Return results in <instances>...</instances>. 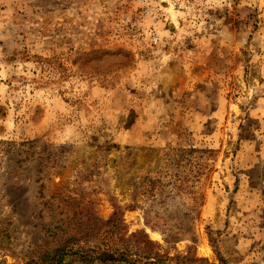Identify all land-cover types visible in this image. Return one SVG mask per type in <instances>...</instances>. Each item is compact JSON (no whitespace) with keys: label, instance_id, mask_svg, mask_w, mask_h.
Wrapping results in <instances>:
<instances>
[{"label":"rangeland","instance_id":"374dc122","mask_svg":"<svg viewBox=\"0 0 264 264\" xmlns=\"http://www.w3.org/2000/svg\"><path fill=\"white\" fill-rule=\"evenodd\" d=\"M0 5V264L34 257L80 192L105 219L137 203L130 231L171 255L264 264V0ZM151 178L165 202L139 194Z\"/></svg>","mask_w":264,"mask_h":264},{"label":"trees","instance_id":"16d2710c","mask_svg":"<svg viewBox=\"0 0 264 264\" xmlns=\"http://www.w3.org/2000/svg\"><path fill=\"white\" fill-rule=\"evenodd\" d=\"M180 152L183 155L197 153L198 158L203 161V166L216 153L214 149L207 148H186L180 149ZM179 173L180 171L178 175L175 174L174 194L193 193L183 184L189 181L188 177ZM202 174L204 171L197 172L198 180ZM147 186L148 188H144L139 194L152 201L159 198L163 202L166 201L168 192L159 179L151 178ZM89 194L80 192L61 197V208L70 212L54 224L42 225V231L48 240L26 264H217L210 262L206 257L198 256L195 245L189 246L186 253L177 252L171 255L169 247L153 240L145 230L131 232L125 219V211L137 208V203L121 205L114 202V211L109 218L97 216L94 212L95 203ZM194 199L201 204L204 194L197 192ZM146 224L152 229L157 227L149 216L146 217ZM172 241H176L173 236L165 237L168 245L173 243ZM218 260V264H228L219 254Z\"/></svg>","mask_w":264,"mask_h":264}]
</instances>
